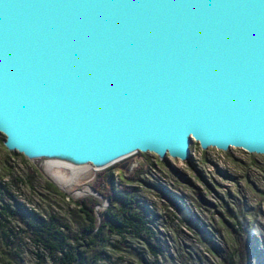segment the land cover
Returning <instances> with one entry per match:
<instances>
[{
    "label": "water",
    "instance_id": "water-1",
    "mask_svg": "<svg viewBox=\"0 0 264 264\" xmlns=\"http://www.w3.org/2000/svg\"><path fill=\"white\" fill-rule=\"evenodd\" d=\"M0 134L60 191L48 165L264 155V0H0Z\"/></svg>",
    "mask_w": 264,
    "mask_h": 264
},
{
    "label": "rangeland",
    "instance_id": "rangeland-1",
    "mask_svg": "<svg viewBox=\"0 0 264 264\" xmlns=\"http://www.w3.org/2000/svg\"><path fill=\"white\" fill-rule=\"evenodd\" d=\"M3 139L1 134L0 177L13 183L22 203L43 216L67 215L74 227L77 213L73 201L91 195L101 201L97 210L106 209L109 202L95 195L92 186L112 171L115 181L137 187L151 211L155 236L165 248L157 264H225L224 257L237 248L238 238L246 244L245 264H264V155L238 148L203 151L192 142L191 158L187 161L168 156L159 160L152 153L135 154L95 171L88 180L61 185L65 190H58L61 195L51 189L33 164L17 153L7 152ZM137 175L143 183L128 179ZM164 193L182 200L199 233L168 205ZM208 239L219 252L205 242ZM111 242L118 244L114 237ZM141 243L128 237L120 249H106L110 258L98 264H155ZM32 250L31 246L23 248L21 264H40Z\"/></svg>",
    "mask_w": 264,
    "mask_h": 264
},
{
    "label": "trees",
    "instance_id": "trees-1",
    "mask_svg": "<svg viewBox=\"0 0 264 264\" xmlns=\"http://www.w3.org/2000/svg\"><path fill=\"white\" fill-rule=\"evenodd\" d=\"M17 155L23 157L20 153ZM140 175L128 179L140 181ZM121 181H115L111 171L99 184L92 186L94 193L109 200V205L102 211L97 210L101 201L96 196L73 201L77 214L72 227L67 215L47 213L43 216L29 208L19 200L13 183L0 177V264L5 261L21 264L25 246L33 247L32 253L40 264H98L110 258L106 249H120L119 245H126L128 237L142 242L157 264L165 248L155 236L151 211L140 198L137 187L127 186L125 181ZM140 182L143 183V180ZM49 186L55 193L61 194L54 185L50 183ZM163 196L187 226L199 233L196 221L182 200L169 193ZM113 237L118 244L111 242ZM205 242L219 252L211 240ZM237 245L224 257L225 264H245L246 244L238 238Z\"/></svg>",
    "mask_w": 264,
    "mask_h": 264
},
{
    "label": "bare ground",
    "instance_id": "bare-ground-1",
    "mask_svg": "<svg viewBox=\"0 0 264 264\" xmlns=\"http://www.w3.org/2000/svg\"><path fill=\"white\" fill-rule=\"evenodd\" d=\"M90 164L78 168V169H70L69 175L65 176L61 173H59L56 170L52 169V166L48 165L46 168L47 174L60 186H67L68 184H73L74 182H77L81 178H83L88 172H89V166ZM92 167V166H91ZM93 168V167H92ZM62 187V186H61Z\"/></svg>",
    "mask_w": 264,
    "mask_h": 264
},
{
    "label": "flooded vegetation",
    "instance_id": "flooded-vegetation-1",
    "mask_svg": "<svg viewBox=\"0 0 264 264\" xmlns=\"http://www.w3.org/2000/svg\"><path fill=\"white\" fill-rule=\"evenodd\" d=\"M92 190H93V188H92ZM95 195H96V193H94ZM102 197V196H101ZM104 200H107V199H104ZM108 202H109V200H108Z\"/></svg>",
    "mask_w": 264,
    "mask_h": 264
}]
</instances>
